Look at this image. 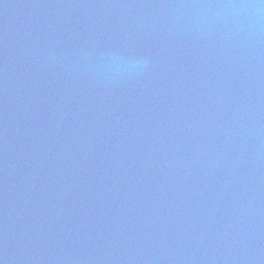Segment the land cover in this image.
Returning a JSON list of instances; mask_svg holds the SVG:
<instances>
[{
	"label": "water",
	"instance_id": "95a60500",
	"mask_svg": "<svg viewBox=\"0 0 264 264\" xmlns=\"http://www.w3.org/2000/svg\"><path fill=\"white\" fill-rule=\"evenodd\" d=\"M0 262L264 264V0H0Z\"/></svg>",
	"mask_w": 264,
	"mask_h": 264
},
{
	"label": "clouds",
	"instance_id": "9594fccd",
	"mask_svg": "<svg viewBox=\"0 0 264 264\" xmlns=\"http://www.w3.org/2000/svg\"><path fill=\"white\" fill-rule=\"evenodd\" d=\"M111 64L115 65L120 71L137 74L143 70L145 61L142 58L123 56L118 53H110Z\"/></svg>",
	"mask_w": 264,
	"mask_h": 264
},
{
	"label": "snow or ice",
	"instance_id": "6c2138e0",
	"mask_svg": "<svg viewBox=\"0 0 264 264\" xmlns=\"http://www.w3.org/2000/svg\"><path fill=\"white\" fill-rule=\"evenodd\" d=\"M0 264H2V262H0Z\"/></svg>",
	"mask_w": 264,
	"mask_h": 264
}]
</instances>
